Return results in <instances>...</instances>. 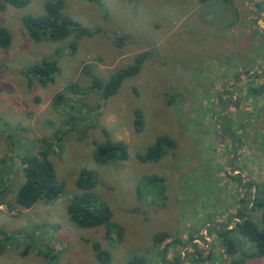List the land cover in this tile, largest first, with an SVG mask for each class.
<instances>
[{"label":"rangeland","instance_id":"obj_1","mask_svg":"<svg viewBox=\"0 0 264 264\" xmlns=\"http://www.w3.org/2000/svg\"><path fill=\"white\" fill-rule=\"evenodd\" d=\"M29 1L0 10V27L12 35L11 47L0 50V264H101L95 243L110 264L134 256L162 264L159 248L171 242L165 258L180 255L181 264L240 257L264 264L248 257L253 245L240 236L231 257L216 234L233 227L245 183L264 182V0H63L65 15L101 30L80 39L75 52L73 37L57 43L29 37L23 18L44 15L57 0ZM139 55H146L140 73L108 99L84 72L88 67L104 84ZM49 58L58 60L60 73L43 86L27 72ZM160 135L176 148L156 163H140L136 156ZM107 141L125 142L128 160L98 166L96 149ZM42 150L64 193L24 209L15 203L21 161ZM83 169L98 172L89 192L112 210L122 242L107 241L103 227L70 220V199L85 192L78 187ZM151 175L164 177L166 199L155 190L138 192ZM161 232L170 237L156 247Z\"/></svg>","mask_w":264,"mask_h":264},{"label":"trees","instance_id":"obj_2","mask_svg":"<svg viewBox=\"0 0 264 264\" xmlns=\"http://www.w3.org/2000/svg\"><path fill=\"white\" fill-rule=\"evenodd\" d=\"M89 3L100 5L101 0H83ZM213 0H198L200 4H207ZM227 2L229 0H217ZM29 0H4L0 10L5 11L9 7L26 8ZM65 2L57 0L49 2L45 6V14L41 16L27 15L22 22L29 37L35 43H57L73 37L69 44L71 52L78 48V41L86 37H93L100 33L99 29H88L78 22L73 21L64 14ZM12 45V35L6 28L0 27V50H7ZM146 55H139L135 61L127 67L118 70L110 79L102 82L88 68H84L85 74L92 79V88L102 90L105 99L116 95L125 80L137 76L144 64ZM60 73L59 63L56 58L44 59L40 64L32 66L27 75L37 77L41 85L46 86L55 82L56 76ZM261 92V89L259 90ZM136 127L140 131L143 128V116L137 113ZM176 141L168 135H160L155 139L147 151L138 154L136 159L143 164L156 163L160 161L169 151L176 148ZM129 158L128 145L123 141H107L97 147L95 161L98 166H105L110 162H125ZM24 183L18 189L15 197L17 206L30 209L39 201H52L63 193V186L58 183L54 166L49 159V152L42 150L38 155L25 156L22 159ZM98 179V172L95 170L83 169L78 181V187L85 192L70 199L66 210L70 220L79 228L92 229L103 227L105 239L112 242H122L125 235L121 225L113 221V212L109 206L97 198L89 190L94 188ZM247 188L246 195L239 199V208L235 216V222L231 229L219 227L216 230L217 239L221 242L225 252L234 257L239 250L240 241L235 237L240 236L253 245V251L248 255L250 258L264 259V182L256 183L248 180L244 185ZM157 191L161 199H166V182L164 177L158 175L146 176L138 192L143 194V189ZM152 194V193H151ZM170 237L166 232L158 233L154 238V245L161 247ZM176 245V242L166 243L159 248L162 254V264H181V256L177 255L172 260L165 257L169 249ZM93 249L101 264H110L109 253L104 251L99 244H94ZM233 259L230 264H244L245 259ZM127 264H148L146 257L134 256Z\"/></svg>","mask_w":264,"mask_h":264},{"label":"crops","instance_id":"obj_3","mask_svg":"<svg viewBox=\"0 0 264 264\" xmlns=\"http://www.w3.org/2000/svg\"><path fill=\"white\" fill-rule=\"evenodd\" d=\"M24 183V182H23Z\"/></svg>","mask_w":264,"mask_h":264}]
</instances>
